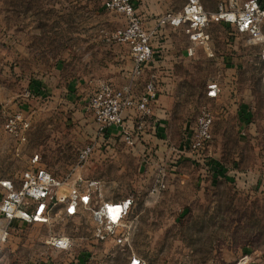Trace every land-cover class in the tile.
Segmentation results:
<instances>
[{
	"label": "rangeland",
	"instance_id": "rangeland-1",
	"mask_svg": "<svg viewBox=\"0 0 264 264\" xmlns=\"http://www.w3.org/2000/svg\"><path fill=\"white\" fill-rule=\"evenodd\" d=\"M132 1L154 51L134 97L150 72L158 82L150 115L125 111L129 142L119 128L101 131L88 108L98 81L121 87L130 80L129 46L113 37L128 17L105 0H0V177L19 178L38 153L58 178L98 180L91 206L127 196L135 203L125 245L96 235L86 209L54 215L50 224L12 223L0 264H126L132 255L147 264H264L261 47L209 17L206 44L192 40L187 23L162 22L187 0ZM200 2L211 13L228 0ZM52 71L86 79L78 107L48 98L51 79L37 80ZM210 82L220 89L215 98L206 95ZM203 107L213 115L207 153L185 148ZM16 112L30 123L23 143L4 128ZM87 144L94 149L80 166ZM53 235L69 237L70 249L48 244Z\"/></svg>",
	"mask_w": 264,
	"mask_h": 264
},
{
	"label": "built area",
	"instance_id": "built-area-1",
	"mask_svg": "<svg viewBox=\"0 0 264 264\" xmlns=\"http://www.w3.org/2000/svg\"><path fill=\"white\" fill-rule=\"evenodd\" d=\"M264 0H245L240 5L234 0L220 4L217 11L207 13L200 0H187L178 16L168 14L162 22L169 21L178 25L187 23L193 41L206 44L207 35L202 28L208 21H223L235 27L238 33L244 34L253 43L261 47L260 58L264 61ZM105 7L119 11L128 17L125 27L113 33L114 39L129 46L133 59L130 80L124 86L116 87L100 80L96 89L88 99V108L92 111L95 122L101 131L119 128L123 138L131 141V136L124 129V113L134 109L139 116L152 113V105L157 98V74L150 72L143 83V90L137 98L133 95L134 81L141 77L144 68L154 56L149 34L140 24L135 14L132 0H105ZM219 87L216 82L207 85L206 95L217 97ZM213 115L209 108L203 107L195 119L193 131L185 143V148L193 152H209L212 142ZM30 123L24 116L16 112L9 115L4 128L19 143L26 140L25 132ZM94 146L84 145L78 152V165L83 166L91 155ZM101 186L98 180L84 179L80 174L69 173L63 178L56 177L40 164V155L34 153L19 178L0 177V254L8 239L12 223L50 224L53 216L74 217L82 210H90L95 225V234L101 238L110 237L118 245L129 242L130 232L127 220L134 207L132 197L117 200H105L91 206ZM58 212L53 214L55 208ZM53 248L67 250L72 241L67 236L53 235L47 240ZM126 264H147L143 259L132 255Z\"/></svg>",
	"mask_w": 264,
	"mask_h": 264
},
{
	"label": "crops",
	"instance_id": "crops-1",
	"mask_svg": "<svg viewBox=\"0 0 264 264\" xmlns=\"http://www.w3.org/2000/svg\"><path fill=\"white\" fill-rule=\"evenodd\" d=\"M215 11L216 9L210 12H215ZM218 22L226 27L229 26L227 23L223 21H218ZM9 58L10 57L8 56L7 59ZM61 78H62V75H60L58 71H55V72L52 71L49 75H46L45 77H43V79L37 80V81L38 83L44 84V80H47L46 82H49V79H51L49 82V85L51 86H49L48 98L58 101V102H64V103L73 101L72 105L78 107L80 105V102L82 101V98H84L87 94L86 92L87 82L85 81L86 79H83L82 77L75 78V77H65V76L63 77L64 79L61 80ZM115 80L117 79L115 78ZM126 83L127 81L126 82L123 81V84L121 86H124ZM135 84L133 85V90H134V86L136 87L138 85V84L136 85ZM125 117H126V113H124V119ZM126 121L129 122V120H126Z\"/></svg>",
	"mask_w": 264,
	"mask_h": 264
},
{
	"label": "trees",
	"instance_id": "trees-1",
	"mask_svg": "<svg viewBox=\"0 0 264 264\" xmlns=\"http://www.w3.org/2000/svg\"><path fill=\"white\" fill-rule=\"evenodd\" d=\"M263 6H264V1H263Z\"/></svg>",
	"mask_w": 264,
	"mask_h": 264
}]
</instances>
